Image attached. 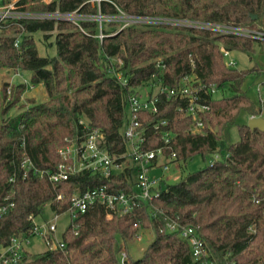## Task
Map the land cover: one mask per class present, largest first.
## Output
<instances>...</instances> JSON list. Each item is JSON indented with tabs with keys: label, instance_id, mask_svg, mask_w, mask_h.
Instances as JSON below:
<instances>
[{
	"label": "trees",
	"instance_id": "16d2710c",
	"mask_svg": "<svg viewBox=\"0 0 264 264\" xmlns=\"http://www.w3.org/2000/svg\"><path fill=\"white\" fill-rule=\"evenodd\" d=\"M90 1L19 0L18 5L35 13L116 16L121 10L136 17L264 27V0ZM21 32L24 35L15 47ZM52 32L56 54L40 56L34 35L41 33L47 40ZM98 32L95 21H81L77 26L52 20L21 21L20 26L0 31V71L29 72L30 83L42 85L47 95L45 102L4 119L26 85L4 83L0 90V209H4L0 212V251L11 239L33 237L28 218L42 215L46 204L57 214L66 212L72 191L105 187L112 193L133 194L135 165L121 157L127 152L123 138L130 118L127 97L152 79L174 89L182 78L191 76L196 84L217 89L229 85L234 95L206 97L208 111L199 114L203 127L196 133L192 118L179 111L184 100L160 95L156 113H137L146 136L141 150L163 146L168 133L176 162L185 165L198 155L205 167L176 184L163 181L158 198L138 202L128 214L106 219L99 204L71 214L60 238L63 248L47 249L40 255L24 251L17 264H120L122 250L133 264H198L179 232L167 231V218L197 227L209 251L207 260L214 264H264V132L250 130L246 123L237 126L238 141H229L241 112L248 117L261 115L262 104L257 107L241 92L245 77L261 71L227 67L222 51L251 54L255 43L168 25L133 24L104 30L102 40ZM115 58L120 65L111 63ZM158 61L163 69L156 67ZM161 121L166 125L153 129ZM85 124L103 133L104 148L111 156L121 157L119 162L126 161L124 170L109 177L84 171L53 186L47 174L55 172L61 162L58 149L66 139L81 137ZM215 153L220 159L210 162ZM59 195L62 200H56ZM139 229L152 239L141 257L132 260L128 246Z\"/></svg>",
	"mask_w": 264,
	"mask_h": 264
},
{
	"label": "built area",
	"instance_id": "2783aa9c",
	"mask_svg": "<svg viewBox=\"0 0 264 264\" xmlns=\"http://www.w3.org/2000/svg\"><path fill=\"white\" fill-rule=\"evenodd\" d=\"M101 0H92L99 3ZM116 16H104L100 12L96 15H81L77 11L64 12H28L21 8L17 2L4 3L0 0V31L11 26H20L21 21L28 20H52L55 22L66 21L79 26L81 21H95L98 24L97 37L102 40L103 24H115L114 18H122L125 21L124 25L118 30L133 24H151V25H168L180 26L186 28H199L209 31H215L221 35H233L248 39L253 43L262 46L260 49L264 53V27H249L235 26L226 24L202 23L187 20H174L169 18H149L136 17L127 15L121 10ZM78 14L77 18L75 16ZM113 19V20H112ZM125 19V20H124ZM24 32H21L14 40V46L17 47L21 41ZM225 65L229 68H234L235 60L227 58L230 51L222 50ZM156 67L161 69L164 65L160 61L156 63ZM17 71V70H16ZM16 75V74H15ZM120 78L119 74H116ZM193 77H184L180 81L177 88L168 89L164 87L158 79H152L157 84L153 86L155 90L146 97L141 94H129L127 97V106L130 113L129 123L124 130V140L127 146V152L122 158L131 161L135 165V185L134 193L129 195L123 192L112 193L105 187H96L85 190L83 192L72 191L70 205L66 212L70 215L73 213H84L95 204L101 205L106 211V219H111L112 215H125L133 211L138 202H147L159 197L163 181L166 182L165 174L170 170L171 166L179 168V163L176 162V154L172 151L170 140L167 138L168 133H165L164 145L148 151L141 150V145L146 141L145 131L141 128V123L137 119V113L157 112V101L160 95L166 94L168 97H177L184 100V106L179 108L185 116L191 117L194 124L192 132H198L202 127V121L199 120V114L208 111L206 103L207 99H215V95L219 89L215 86L205 84H196ZM121 80L122 85H127V81ZM151 80V81H152ZM9 94V88L7 90ZM166 122L161 121L153 126L157 130L161 126H165ZM85 133L79 138L66 139L65 145L58 149V155L61 162L57 166V170L47 174V179L55 186L61 181H66L70 176L89 172L91 174L99 173L103 177H109L115 172H121L125 168L126 161L119 162L118 159L111 156L104 148V135L96 129L84 126ZM219 154L213 155V162L219 160ZM178 165V167H176ZM56 200H62V196H57ZM4 209H0L3 212ZM56 213L53 221L58 218ZM32 224L33 236L42 237L45 247L48 250L63 248L60 240L54 236L56 231L55 223L38 225L35 218H28ZM167 231L179 232V236L185 240L190 249L193 259L198 261V264H214L208 261L209 251L203 240L198 236L197 227L191 228L180 224L175 219L167 218ZM143 237L141 229L134 235V241L140 242ZM29 244V238L20 237L11 239L8 247L0 251V264H17L21 259L25 246ZM120 264H133L130 262L127 253L122 250L119 254Z\"/></svg>",
	"mask_w": 264,
	"mask_h": 264
},
{
	"label": "rangeland",
	"instance_id": "374dc122",
	"mask_svg": "<svg viewBox=\"0 0 264 264\" xmlns=\"http://www.w3.org/2000/svg\"><path fill=\"white\" fill-rule=\"evenodd\" d=\"M48 1V0H44ZM78 14L75 16L77 18ZM113 20V19H112ZM115 24L113 26L109 24H103V28L105 31H115L124 25L125 21L122 18H114ZM125 20V19H124ZM49 39H43V35L41 33H36L34 35V39L37 45L38 53L40 56H49L53 57L56 54L55 47L53 44L54 32L51 33ZM48 42L52 43L51 46H46ZM261 47L257 44L254 45V52L251 54L242 53L239 51L230 52L229 59L235 60L234 68L239 71H248L253 68H257L261 71L258 74L257 71L250 72L244 79L241 85V92L244 93L257 107H260L264 102V53L260 49ZM112 64L120 65V60L111 59ZM114 71V70H113ZM16 74V75H15ZM4 83L9 84H25L26 90L22 94L20 101L13 108H11L8 113L5 115L4 119L13 117L22 111L26 110L31 105H37L47 100V95L45 93L42 85H32L30 83V73L29 72H21L16 70H2L0 71V90ZM157 84L154 80L145 83L141 88L138 89V93L143 97L151 94ZM234 93L232 92L231 86L226 85L222 89H219L215 95L216 99H220L222 97H231ZM261 115L264 119V108L261 106ZM248 116L241 112L236 120V125L231 128L229 132V141L231 143H235L239 139L237 126L243 125L247 123ZM179 168H175L174 166L170 167V170L165 174V179L167 184L173 185L180 181L181 178L186 176L189 173L196 172L205 167L206 163L203 162L200 156L196 155L191 160L187 161L185 165L178 164ZM178 165L176 167H178ZM56 213L53 212L48 204H46L43 208L42 215L35 218V221L38 225L42 224H50L55 223L56 231L54 236L57 240H60L62 233L68 227L71 221V215L68 212H64L58 215L57 220L54 222L53 219ZM152 239L151 235L144 234L140 242L133 241L128 246L129 254L132 260H137L141 257L143 249H145L150 240ZM47 248L45 247L44 241L40 236H33L29 238V244L25 246L24 251L29 252L33 255H40L45 252Z\"/></svg>",
	"mask_w": 264,
	"mask_h": 264
},
{
	"label": "water",
	"instance_id": "95a60500",
	"mask_svg": "<svg viewBox=\"0 0 264 264\" xmlns=\"http://www.w3.org/2000/svg\"><path fill=\"white\" fill-rule=\"evenodd\" d=\"M256 18H257L256 16L253 17V19ZM262 108H264V102L262 103ZM247 127L250 130H259L261 132H264V119L260 116L249 117L247 120Z\"/></svg>",
	"mask_w": 264,
	"mask_h": 264
},
{
	"label": "crops",
	"instance_id": "0c3cea01",
	"mask_svg": "<svg viewBox=\"0 0 264 264\" xmlns=\"http://www.w3.org/2000/svg\"><path fill=\"white\" fill-rule=\"evenodd\" d=\"M9 1H10V2H17V1H19V0H9ZM48 1H49V0H48ZM10 2H9V3H10Z\"/></svg>",
	"mask_w": 264,
	"mask_h": 264
}]
</instances>
